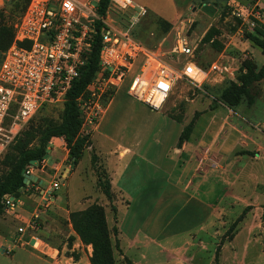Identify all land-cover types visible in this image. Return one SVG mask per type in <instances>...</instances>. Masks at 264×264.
I'll return each mask as SVG.
<instances>
[{"label": "rangeland", "instance_id": "374dc122", "mask_svg": "<svg viewBox=\"0 0 264 264\" xmlns=\"http://www.w3.org/2000/svg\"><path fill=\"white\" fill-rule=\"evenodd\" d=\"M131 2L135 8L124 12L112 6L106 15L107 20L122 31L129 29L138 41L152 51L164 55L170 50L175 34L182 31L193 47L194 63L205 75L202 76L201 82H198L202 78L200 76L189 81H176L167 100L155 113L150 112L145 105L126 94V87L134 75L130 73L118 93L124 96L117 104L116 111L119 112L116 117L108 120L114 105L109 107L102 126L106 124L108 128H111L118 122L116 127H128L129 130H134V128L142 127L143 124L148 127H159L165 120L182 125L183 130L186 128L189 134L195 124L201 126L202 123H207L208 117L211 127L232 125L243 129L256 128L258 136L262 137L264 78L253 83L246 94L241 95L242 101L234 109H230L220 99L222 92L230 84L240 85L239 78L246 73L245 66L251 67L254 73L264 67V47H259L249 39V36L254 34L255 28L264 31V26L250 27V22L244 21L245 17L235 10V8H250L253 1L131 0ZM20 4V0H10L0 8L3 10V20L6 21V25L12 26L21 16ZM136 6L143 8L146 14L136 25L130 27L129 19L135 15ZM13 10L14 15H11ZM250 19L254 20L252 17ZM260 39L264 43V39ZM2 55L3 51L0 50V59ZM213 65H216L218 69L213 68ZM61 110L62 108L59 107L47 108L34 117L26 128L36 125L44 118L58 120ZM120 113L121 117L116 120ZM203 116H207L206 119H202ZM88 136L89 138L92 136V131H89ZM93 144L99 154L89 146L82 159L72 168L65 145L61 141H52L47 148L48 157L40 165H33L36 168L32 175L37 177L38 182H41L44 187L47 188L53 180L59 184L58 190L53 193L54 202L46 208H38L42 214L36 222L35 231L45 245L40 247V251L55 248L60 255L70 258L69 263L73 261L71 258L75 260L85 253L88 254L90 263L92 246L81 241L71 220V214L84 212L95 206L103 210L115 264H132L122 251L118 223L124 224L122 231L123 234L125 233V239H129L126 237V232H129V235H135V239L139 237L140 241L144 242L141 251L135 248L125 249V255L129 259L139 261V264H208L209 253L206 246H203V242H207L210 235L213 236V225L217 224L215 228L218 232H223L220 238L225 240L231 236L234 230L233 225L238 220L237 217L228 219L229 224L223 228L219 226L220 222H217L216 214L208 207L214 205V201L225 203L230 201L223 197V192L226 190L224 183L218 178L211 177L209 181L200 184V190L199 187L194 190L192 187L185 188V177L190 169L185 171L184 168H177L178 172L184 171L185 175L181 179L179 177L175 179L177 174L175 172L173 178L163 175L157 180H149L143 175V167L138 166L139 160L134 158L133 163L137 162L136 173L129 177L131 180L128 181V186L135 188L140 186L141 189H151L157 184L161 186L158 192L160 195L155 200V204L146 211L142 204L143 193L132 192L125 199L120 195V189L112 185L105 159H103L105 157L102 158L100 155L107 157L111 154L108 143L93 139ZM240 152L238 148V153ZM93 153L98 157V164L105 174L102 181L109 185L107 188L109 196L104 193L105 187H101L98 183V174L91 162ZM247 154L254 156L255 153ZM42 167L43 170H41ZM4 171L0 162V176ZM30 194L38 199L37 192L35 193L29 186L20 191V196ZM233 211L237 213V207H234ZM2 219L10 225L7 236H11L14 224L7 218ZM143 237H149L157 242L161 245V250L156 244H147L148 241ZM238 238L239 242L245 239V233L242 232ZM215 241H220L219 236L215 238ZM165 243L171 249L165 247L169 250L162 252ZM181 249H190V256H185L182 262L171 253V251L181 253ZM195 256L198 260L194 263L188 262ZM0 264H16V260L11 254L6 255L5 251L0 250Z\"/></svg>", "mask_w": 264, "mask_h": 264}, {"label": "built area", "instance_id": "2783aa9c", "mask_svg": "<svg viewBox=\"0 0 264 264\" xmlns=\"http://www.w3.org/2000/svg\"><path fill=\"white\" fill-rule=\"evenodd\" d=\"M9 1L0 0V8ZM97 1L29 0L13 24V42L0 62V162L34 117L47 108H62L66 92L87 62L98 24L101 35L99 68L85 96L77 100L82 136H88L95 128L106 105L121 90L130 73L134 75L126 87V94L154 111L167 100L176 81L205 75L194 63L193 47L182 31L175 34L166 57L132 38L129 29L122 31L107 20L112 6L121 12L134 9L131 0H111L105 15L97 13ZM252 1L250 8L235 10L245 17L244 21L250 22V27L264 26V0ZM136 9L129 19L130 27L146 14L143 8L136 6ZM213 68L218 69L216 65ZM35 168L29 166L24 175L33 176ZM26 186L38 194L37 210L16 229L14 245L28 246L23 237L29 235L31 248L41 252L44 243L29 232L35 231L42 214L38 208H46L54 202L53 193L59 184L53 180L46 188L38 184L37 178ZM17 204L18 198L5 196L4 212L14 211Z\"/></svg>", "mask_w": 264, "mask_h": 264}, {"label": "crops", "instance_id": "0c3cea01", "mask_svg": "<svg viewBox=\"0 0 264 264\" xmlns=\"http://www.w3.org/2000/svg\"><path fill=\"white\" fill-rule=\"evenodd\" d=\"M118 93L119 91L106 105L104 114L92 130L90 141L91 148L95 150L93 139L108 143L111 154L107 157L100 155L102 158L105 157L103 159H105L107 173L112 185L120 189V195L126 199L132 192L143 193L141 198L144 199L142 204L146 211L155 204V200L160 195L158 192L161 186L158 184L151 189L128 186V181L131 180L129 177L136 173L137 162L133 163L134 158L139 160L138 166L143 167V175L149 180H157L163 175L173 178L175 172H177L175 179L178 177L181 179L185 175L183 170L190 169L185 177V188L192 187L194 190L199 187L200 190L201 183L209 181L211 177L218 178L226 186L223 197L230 201L228 203L214 201V205L208 207L216 214L217 222H220L219 226L223 228L229 224L228 219L237 217L238 220L233 225L234 230L231 236L225 240L220 238L223 232H218L215 228L217 224L213 225V236L210 235L208 241L203 242V246H206L209 253L208 264H264V132H261L262 137H260L256 128L243 129L232 125L211 127L209 118L203 116L202 119L207 117L208 122L202 123L201 126L195 124L187 138L179 145L183 127L174 121L164 120L159 127H148L143 124L142 127L134 128V130H129L128 127H116L118 122L111 128H108L106 124L102 126L109 107L114 105L108 120L116 117L119 112L116 111L117 104L124 96ZM120 117L121 113L116 120ZM57 141H61L64 145L62 139ZM248 147L251 149H247ZM250 152H254V156L247 154ZM177 168L184 169L178 172ZM234 207H237V213L233 211ZM36 210L37 199L29 195L19 196L16 209L8 213L4 212L2 218H7L14 224V231L11 232V236H7L10 225L0 218V250H6V255L11 254L16 264H68L70 258L60 255L55 248H48V251L44 250L43 254L34 251L31 248L32 241L29 235L23 237L28 246L14 245L16 229ZM117 225L124 256L132 264H139V261L129 259L125 255V249L135 248L141 251L144 242H141L139 237L135 239V235H129V232H126V237L129 239H125V233L123 234L122 231L124 224ZM242 232L245 233V239L239 242L238 236ZM29 233L37 236L36 231ZM131 236L134 238L132 239ZM217 236H219V242L215 241ZM143 238L148 241L147 244H156L161 250L162 247L157 242L149 237ZM4 243L7 245L4 246ZM165 247L171 249L165 243L162 252L169 250ZM171 253L173 257L181 261L185 256H190V249H181V253L176 251ZM176 253L177 255L174 256ZM183 253L185 254L182 255ZM87 255L83 253L75 260L71 258L73 261L69 264H90ZM195 260H198L196 256L191 257L188 262L194 263Z\"/></svg>", "mask_w": 264, "mask_h": 264}, {"label": "trees", "instance_id": "16d2710c", "mask_svg": "<svg viewBox=\"0 0 264 264\" xmlns=\"http://www.w3.org/2000/svg\"><path fill=\"white\" fill-rule=\"evenodd\" d=\"M20 1V10L22 14L29 0ZM110 5L111 0H98L96 3L97 13L99 15H105ZM16 8H18V6H16ZM11 15H14V10ZM3 18V10L0 9V50L4 53L13 42L14 32L13 25H6V21L4 22ZM96 28L97 32L93 38L87 62L81 69L79 78L66 92L58 120L44 118L36 125H30L15 138L1 161V165L4 167L5 171L0 176V218L4 215V197L10 196L17 199L20 196V191L26 187L24 183L25 170L29 166H32V161H35L36 166L41 164L44 160V156L48 153L47 148L52 141L58 139L64 141L65 148L68 152V158L74 166L82 159L85 150L91 146L89 136H82L80 133L81 118L77 100L85 96L87 86L99 68V51L101 47L100 25L98 24ZM130 35L137 40L131 32ZM260 38L264 39V31L255 28L254 34L249 36V39L263 48L264 43ZM144 46L148 48L146 45ZM1 60L2 57L0 62ZM245 67L246 73L239 78L240 85L236 86L235 84H230L220 96L223 103L230 109H234L240 104V101H242L240 100L241 95L246 94L248 88H250L253 83L264 78V67L257 73H254L251 67ZM187 135L188 133L185 128L180 135L179 145L187 138ZM91 162L93 169L98 174L99 185L105 187L104 193L109 196L110 194L107 191L109 185L102 181V177H105V174L98 164V157L94 153L91 156ZM71 220L81 241L84 244L92 246L93 251L90 264H115L113 248L109 237V231L104 221L103 210L93 206L84 212L71 214Z\"/></svg>", "mask_w": 264, "mask_h": 264}, {"label": "water", "instance_id": "95a60500", "mask_svg": "<svg viewBox=\"0 0 264 264\" xmlns=\"http://www.w3.org/2000/svg\"><path fill=\"white\" fill-rule=\"evenodd\" d=\"M47 157H48V154H46L44 156V159H46ZM31 165H35V161H32ZM73 167H74V164H72V168ZM30 181L36 182L37 181V177L31 176V175H24V183L27 185ZM39 183H41V182H39Z\"/></svg>", "mask_w": 264, "mask_h": 264}]
</instances>
